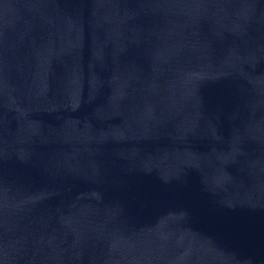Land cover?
Segmentation results:
<instances>
[{
	"label": "water",
	"instance_id": "obj_1",
	"mask_svg": "<svg viewBox=\"0 0 264 264\" xmlns=\"http://www.w3.org/2000/svg\"><path fill=\"white\" fill-rule=\"evenodd\" d=\"M0 264H264V0H0Z\"/></svg>",
	"mask_w": 264,
	"mask_h": 264
}]
</instances>
